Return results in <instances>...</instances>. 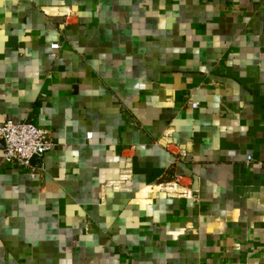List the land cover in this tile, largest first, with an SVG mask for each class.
Segmentation results:
<instances>
[{"label": "crops", "instance_id": "crops-1", "mask_svg": "<svg viewBox=\"0 0 264 264\" xmlns=\"http://www.w3.org/2000/svg\"><path fill=\"white\" fill-rule=\"evenodd\" d=\"M26 120L56 144H0V264H264V0H0Z\"/></svg>", "mask_w": 264, "mask_h": 264}, {"label": "built area", "instance_id": "built-area-1", "mask_svg": "<svg viewBox=\"0 0 264 264\" xmlns=\"http://www.w3.org/2000/svg\"><path fill=\"white\" fill-rule=\"evenodd\" d=\"M60 48V44L52 45L54 51ZM193 107L196 108L197 104H193ZM0 141L5 144V162L25 169L30 167L33 158H43L56 144L50 129L39 127L28 120L20 123L7 121L0 125ZM248 160L251 161L252 158ZM183 179L184 177H176L173 181L166 183L167 190L181 198H196L197 189L184 185Z\"/></svg>", "mask_w": 264, "mask_h": 264}, {"label": "water", "instance_id": "water-1", "mask_svg": "<svg viewBox=\"0 0 264 264\" xmlns=\"http://www.w3.org/2000/svg\"><path fill=\"white\" fill-rule=\"evenodd\" d=\"M0 144L4 145V147H5V144H4V142H3V141H0Z\"/></svg>", "mask_w": 264, "mask_h": 264}]
</instances>
